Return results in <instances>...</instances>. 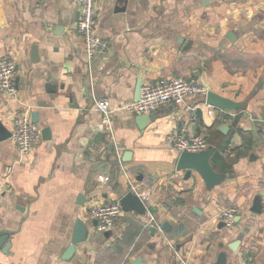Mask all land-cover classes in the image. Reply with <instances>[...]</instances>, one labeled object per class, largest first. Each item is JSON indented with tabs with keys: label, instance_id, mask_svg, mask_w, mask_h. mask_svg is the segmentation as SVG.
Returning a JSON list of instances; mask_svg holds the SVG:
<instances>
[{
	"label": "crops",
	"instance_id": "1",
	"mask_svg": "<svg viewBox=\"0 0 264 264\" xmlns=\"http://www.w3.org/2000/svg\"><path fill=\"white\" fill-rule=\"evenodd\" d=\"M96 8V34L108 49L89 65L76 2L0 0V56L16 62L18 91L0 95V121L13 135L18 114L36 113L40 131H51L26 157L13 138L0 142V233L12 243L0 264H177V255L215 264L221 253L241 264L247 250L251 264H264V196L263 213L251 211L264 194V0H97ZM179 77L199 79L240 108L210 115L206 98L192 97L144 123L116 112L112 132L94 110L101 100L113 110L135 102L139 81ZM182 129L204 137L220 157L215 171L230 175L212 190L197 173L186 180L177 170L168 137ZM98 155L105 162H94ZM128 177L150 196L159 227L182 224L183 234H153L147 213L133 210L98 233L89 210L120 201ZM232 207L234 230L221 223ZM78 221L90 238L67 261Z\"/></svg>",
	"mask_w": 264,
	"mask_h": 264
},
{
	"label": "built area",
	"instance_id": "2",
	"mask_svg": "<svg viewBox=\"0 0 264 264\" xmlns=\"http://www.w3.org/2000/svg\"><path fill=\"white\" fill-rule=\"evenodd\" d=\"M76 2L80 6V21L77 26L79 34L85 43V54L89 65L95 56L106 53L108 45L96 34L97 0H67ZM17 74L16 62L8 56H0V95L16 98L18 91L15 86ZM208 89L197 78H175L170 81L149 83L142 86L141 98L138 102L127 103L117 109H112L109 100H101L95 104L94 110L105 117V129L112 132V119L116 112L126 111L134 115H152L167 105H180L192 97H207ZM209 114L215 108L207 105ZM18 153L26 157L33 152L41 140V131L33 123L27 113H20L14 120L12 135ZM168 141L178 155L184 152L203 153L209 149L204 137H191L185 129L173 131ZM129 192L138 197L145 205L149 218L148 226L160 228L148 204L150 196L128 177ZM89 216L96 222L98 233L110 232L124 216V209L120 201L111 202L89 210ZM239 209L232 207L225 209L221 216L224 227L234 230L238 226ZM241 264H251L252 255L249 250L243 255ZM177 264H190L183 256L177 255Z\"/></svg>",
	"mask_w": 264,
	"mask_h": 264
},
{
	"label": "water",
	"instance_id": "3",
	"mask_svg": "<svg viewBox=\"0 0 264 264\" xmlns=\"http://www.w3.org/2000/svg\"><path fill=\"white\" fill-rule=\"evenodd\" d=\"M141 89H142V81H139L138 86H137V91H136V99L135 102H138L141 98ZM209 90V89H208ZM206 103L209 106H212L214 108L222 109V110H227V111H233L236 109L240 108V104L230 100L228 98H225L217 93H214L213 91L209 90L207 97H206ZM197 115L199 117L202 116V111L198 110ZM147 116V118H146ZM158 115H141L138 117L137 122H146L148 120L154 121ZM37 114L34 113L32 115V120L35 125L38 124V119H37ZM141 129L144 127L139 124ZM227 127L223 126L221 127V131L224 132ZM42 138L44 140H50L51 139V131L49 128H44L41 131ZM12 138V133L10 131H7L5 127L2 125L0 121V142L6 141ZM108 150L109 151H114L116 158V162H120V159L117 154V148L114 144L110 145L108 144ZM93 152V150L87 151V153ZM102 156V155H101ZM100 155L96 156L95 159L93 160L94 162H105L102 161V157ZM214 156V149L210 148L207 151L203 153H188L184 152L181 155H179L178 163H177V170L179 172H183L185 174V179L189 180L194 173H197L202 180L205 182L206 187L209 190H212L216 186L220 185L226 178L230 177L229 174H221L215 171L212 165V158ZM126 156L122 158V162H126ZM128 157V155H127ZM109 161V159L107 160ZM101 169V168H100ZM262 196H264L263 193H260V196L257 197L254 200L253 207L251 211L255 214H262L263 213V204H262ZM87 198L83 196L81 199ZM120 203L124 209L125 212L128 211H135L136 213L140 215H144L146 211L145 205L142 203V201L133 195L132 193L128 192L125 195L121 196ZM197 212V210L195 209ZM239 221V220H238ZM183 228H186L184 225L180 224L177 227H173L171 223L168 221H165L162 223L160 226V229L162 232L171 234L173 232H180L183 234ZM151 232L155 234L157 231L156 227H151ZM11 234L8 232H1L0 233V250L3 255H7L9 250L11 249V239H10ZM90 238V235L87 232V227L82 221L77 222L76 226V231L75 235L73 237L72 245L69 247L66 256L64 260L70 261L73 256L75 255L76 251V246L81 244L82 242L88 241ZM240 242L235 243L231 249L233 252H237V249L239 247ZM142 258L137 259L134 261L133 264H143L142 263ZM215 264H228V255L226 253H221Z\"/></svg>",
	"mask_w": 264,
	"mask_h": 264
},
{
	"label": "trees",
	"instance_id": "4",
	"mask_svg": "<svg viewBox=\"0 0 264 264\" xmlns=\"http://www.w3.org/2000/svg\"><path fill=\"white\" fill-rule=\"evenodd\" d=\"M213 160H214L215 164L219 163L220 157H219V155H217V153H215Z\"/></svg>",
	"mask_w": 264,
	"mask_h": 264
}]
</instances>
